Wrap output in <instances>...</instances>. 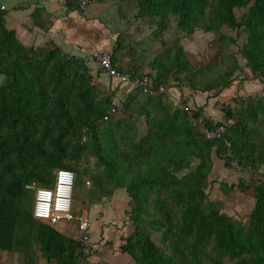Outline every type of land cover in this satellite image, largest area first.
I'll return each mask as SVG.
<instances>
[{
  "label": "trees",
  "instance_id": "obj_1",
  "mask_svg": "<svg viewBox=\"0 0 264 264\" xmlns=\"http://www.w3.org/2000/svg\"><path fill=\"white\" fill-rule=\"evenodd\" d=\"M114 1L152 25L154 38L171 25L188 34L195 29L217 33L221 26L243 32L238 54L252 79L264 82V0ZM79 3L64 0L67 9L82 13L89 3L84 9ZM3 15L0 10V252L21 254L23 264H35L37 255L45 264H97L90 235L83 243L30 209L34 189L28 186H52L55 170L66 168L74 173L73 184L85 185L90 173L94 190L89 195L101 194L95 200L124 190L122 222L131 232L117 248L131 264H264V96L223 104L220 121L206 117L201 106L190 110L163 101L170 99V76L183 80V75L195 92L224 91L240 69L237 57L222 55L225 67L215 73L207 64L188 61L175 44L151 61L154 73H141L115 64L122 47L116 42L113 66L132 77L146 75L158 91L151 95L141 85L127 87L129 93L114 103V90L97 81L87 58L52 42L21 43ZM221 37L224 52L235 41ZM119 102L123 109L111 113ZM199 118L209 129H224L218 137L205 138L195 124ZM90 157L100 171L77 167ZM214 157L226 168L252 174L229 185L251 192L245 219L228 215L208 197Z\"/></svg>",
  "mask_w": 264,
  "mask_h": 264
},
{
  "label": "rangeland",
  "instance_id": "obj_2",
  "mask_svg": "<svg viewBox=\"0 0 264 264\" xmlns=\"http://www.w3.org/2000/svg\"><path fill=\"white\" fill-rule=\"evenodd\" d=\"M103 5L107 10L104 14V17H106L105 22H109L110 25L108 26H113L114 28H112V31L116 32V35H113L112 39L115 37L114 43L119 42L122 45L116 54L123 56V58L127 57L126 66L130 67L132 70L154 73L155 71L151 68V61L165 48H169L170 45L175 44L183 48L184 55L188 61L192 63L197 61L203 65L207 64L212 67V70L215 73L225 67L223 61L221 60L222 55L229 53L237 57L240 69L234 72L231 77L234 81L227 87V89H223L224 91L222 92H219L217 89L209 92H195L188 87V82L184 79L183 75H180V78L183 80H177L170 76L166 82L167 87L171 91L168 95V98L170 99H163V101L171 105V107L183 106V104H185L190 110H192L201 106L205 111L204 114L206 117L213 121H220L223 118L221 111V106L223 104L227 103L229 105H233L234 99L240 101L241 98L249 96H264V82L252 79L248 68L244 65V60L241 59L238 54V50L245 40V34L243 32L238 33L236 30L230 29L226 26H221L219 32L217 33L204 32L199 29H195L192 33L188 34L177 30L174 25H171L170 28L164 31L161 37L154 38L152 35L153 26L146 20L137 18L134 10H126L123 4L114 0H106L103 2ZM118 5H121V9H123V17L119 15ZM96 8L95 4L91 3L87 6L86 10L91 12L96 10ZM237 13H239V11H237ZM221 36L228 38L232 37L235 41L234 43H229L232 41L228 39L229 44L224 52L223 47H221ZM89 64L91 65L92 63L90 62ZM93 69L94 75L100 72L95 66ZM102 76L105 77V84L102 82L100 83L114 90L111 99L114 103L118 102L121 98L119 94L121 91L120 87H118L114 81H110V79L106 78L105 75ZM2 78L3 76L0 75V82ZM140 122L141 124H139L140 126H138V130L139 133H142L145 127L143 125V121ZM77 167H86L90 172L100 171V167L97 166L94 157H90L86 161L81 160ZM89 174L84 177V181L88 180L89 185L86 184V182L84 185L83 181L80 180H76L73 184L71 198V213L73 215V219H63L55 224L56 227L62 229V231L68 236L78 237L82 234V231L78 227V216H80L83 209L90 207L89 203L95 200L93 198L101 195L93 196L94 193L89 195V192L94 190V183ZM239 177L248 179L249 177H252V174L248 172H241L234 167L226 168L223 166L222 160L214 157L213 167L208 175L206 191L210 199L219 202L220 208L225 213L234 217L245 219L250 212L253 203L250 190L247 189L243 192L237 188H229L230 184L237 183ZM107 185L110 186V183H107ZM38 186L40 185H37L36 187ZM31 192L32 198L30 202V209L33 208L35 191L32 190ZM104 194H108V197L111 198L109 201L104 199V203L117 201L116 204L113 203L112 211H110L108 204L101 207L106 210V213H108L105 214V218L109 220L104 223V225L112 232L115 231V227H118V230H121L123 228V214L120 216L121 212L119 211V207H123L125 204V192L124 190H118V192L116 191V193L111 195L108 192H104L103 195ZM99 218L101 217L97 216L95 220L99 221ZM101 219H103V217ZM95 220L93 221V226L94 222L95 225L97 223ZM93 226L90 230V225V231L88 230L92 240L96 237H100L101 234V227ZM109 237L99 246L97 245L99 243L95 242V247L97 249L94 248V250H92L95 255L91 258L92 261H98L97 264H103L104 262L102 259H109V252L113 250V245L108 243H113L115 241L114 237ZM2 256L4 257L2 260L0 259L1 262H12L16 260L20 263L23 260L21 254L19 255V253L15 259L11 252ZM37 264H42L40 263V258H38Z\"/></svg>",
  "mask_w": 264,
  "mask_h": 264
},
{
  "label": "crops",
  "instance_id": "obj_3",
  "mask_svg": "<svg viewBox=\"0 0 264 264\" xmlns=\"http://www.w3.org/2000/svg\"><path fill=\"white\" fill-rule=\"evenodd\" d=\"M91 3L95 4L97 7L96 10L88 12L86 7L82 13H80L78 9H67L64 6V0H0V4H3L6 7L3 15L4 24L7 29L14 30L17 39L21 43L35 47L43 46L48 42L55 43L56 45L60 46L63 51L69 54L80 55L87 58V63L92 69V73H94V66L96 69L99 68L96 62L90 58L89 55L94 50L112 49L115 38L113 37L112 39V36L116 35V32L112 31V28H114L113 26H108L110 25L109 22H105L106 17H104V14L107 10L104 7L103 2L91 1L89 4ZM115 57V64L117 63L121 66H126L127 57L123 58V56H119L116 53ZM90 62L92 63L91 65L89 64ZM99 71L100 72L95 75L97 81L105 84V77L102 76L105 75L106 78L110 79V81H114L116 85L120 83L116 78L106 75V73L102 72L100 69ZM119 87L121 89L119 92L120 97L123 98L127 95V93H129V90L124 84H119ZM116 191L118 192V190ZM116 191L114 193H116ZM106 199L107 201L111 200L110 197ZM103 200H94L93 202L89 203V208L82 210L85 212L88 211L87 214L91 218L90 230L92 229L93 221L96 219V217H103V219L99 218V221L95 220L97 221L96 225L94 222V226L101 227V234L100 237H96L92 241L99 243L97 244L99 246L109 236L114 237L115 241L111 243V245H113V250L109 252V259L103 260L108 264H131V257H129V255L126 253L119 252L117 248L121 238H125L131 232L130 226L123 223V228L118 230L119 228L115 227L116 229L114 232L105 226L104 223L108 222L109 220L105 218V214L108 213H106V210L102 209L101 207L108 204L110 211H112V205L113 203L116 204L117 201H113L112 203H104ZM123 207H119V211L121 212H119L120 216L122 215ZM56 228L63 232L62 229L58 227ZM6 253L10 252H0L1 260L4 257L2 255ZM11 253L14 256V259L17 258L18 253ZM36 257L37 259L35 264H37L38 258H40V263L45 264V261L41 256L37 255ZM3 262L0 261V264ZM19 264H23V261Z\"/></svg>",
  "mask_w": 264,
  "mask_h": 264
},
{
  "label": "built area",
  "instance_id": "obj_4",
  "mask_svg": "<svg viewBox=\"0 0 264 264\" xmlns=\"http://www.w3.org/2000/svg\"><path fill=\"white\" fill-rule=\"evenodd\" d=\"M90 0H80L79 6L84 9ZM5 5L0 4V10H5ZM112 49H98L91 52L89 55L92 58L98 68L106 73V75L116 78L121 84L127 87H134L136 85H141L142 91L156 95L158 89H151L150 79L143 75L141 78L132 77L130 73L126 71L118 70L111 63ZM162 87L159 88L161 90ZM123 105L121 102L118 103L117 109L111 108V113H115L118 110H122ZM197 129L204 135L205 138L218 137L223 131V125H218L214 129H209L205 126L201 118L195 120ZM54 181L52 186L47 187H33L34 189V204L32 208V213L34 217L44 220L50 223H56L60 220H71L73 215L71 213V198L72 189L74 181V173L70 169L58 168L54 172ZM89 185V181H86ZM78 227L82 231V234L77 237V239L83 243L88 242L89 234L88 230L91 225V218L87 212L82 211L80 216H78ZM2 264H19L18 261L14 260L12 262H3Z\"/></svg>",
  "mask_w": 264,
  "mask_h": 264
}]
</instances>
